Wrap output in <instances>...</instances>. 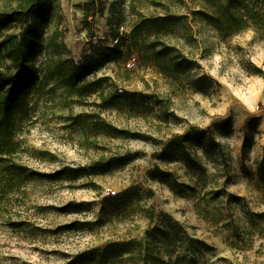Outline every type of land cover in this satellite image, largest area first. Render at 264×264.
<instances>
[{
  "label": "rangeland",
  "instance_id": "374dc122",
  "mask_svg": "<svg viewBox=\"0 0 264 264\" xmlns=\"http://www.w3.org/2000/svg\"><path fill=\"white\" fill-rule=\"evenodd\" d=\"M45 1L36 74L14 117L16 161L67 176L28 180L0 195V264H68L89 253L94 260L86 264H143L135 255L106 261L100 252L143 241L155 226L167 234L158 264H264V218L257 215L264 213V27L191 16L203 0H92L99 12L86 21L87 0ZM11 5L0 0V11ZM169 15L188 19L159 31L145 23ZM154 39L194 64L178 77L161 72L147 60ZM96 42L113 56L95 62L72 89L69 62ZM122 91L142 97L101 108V93ZM99 122L142 137L109 135ZM196 130H206L215 147ZM186 155L203 169L188 167ZM97 161L109 165L87 175ZM154 167L175 174L184 192L152 178ZM188 239L207 246L190 263Z\"/></svg>",
  "mask_w": 264,
  "mask_h": 264
},
{
  "label": "trees",
  "instance_id": "16d2710c",
  "mask_svg": "<svg viewBox=\"0 0 264 264\" xmlns=\"http://www.w3.org/2000/svg\"><path fill=\"white\" fill-rule=\"evenodd\" d=\"M12 5L9 10L0 11V176L2 177V189L0 195H7L8 192L14 193L20 189L28 180L32 179H59L67 176L66 169L58 170L54 173H39L31 170L16 161V155L19 150V144L14 139V117L22 108L32 86V80L36 74L34 60L40 52V36L44 25L48 23V15H45L47 3L45 0H10ZM202 6L196 10H191L193 17L204 16L208 22L214 23L215 15L217 20L225 22L228 27L236 26L241 29L246 25L253 23L264 27V0H203ZM85 21L93 18L99 12L92 0L85 3ZM187 20V16L169 15L150 20L149 23L157 31L166 23H180L181 20ZM18 26L17 34L11 33V30ZM90 25H87V30ZM21 27V28H20ZM113 37L117 39V35ZM118 42V40H117ZM107 45L96 42L91 45L90 52H85L82 58L74 63L69 62L67 73H65L68 85L72 89H79L80 82L85 79L93 70L95 62L109 59L113 56ZM147 60L161 68V72L169 75L184 73L194 64L193 61L181 54L178 49L172 45L157 42L155 39L147 45ZM178 77V75H177ZM80 86V87H79ZM142 97L140 93L122 91L113 95L100 94V106L107 109L117 107L123 103L126 106H132L134 100ZM133 98V101H132ZM99 128L106 131L109 135H118L126 138H140L141 135L130 133L128 131L118 130L110 125L98 123ZM193 135L205 138L206 147L214 148V138L206 130H196ZM161 150L160 154L165 152ZM126 161L129 157H126ZM185 160L191 162L188 167L202 170L201 164L197 159L189 160L186 155ZM109 163L106 161H97L85 168L87 175H95L100 170L107 168ZM152 178L167 185L174 194H181L187 185L178 181L175 174L170 171H163L154 167L149 171ZM201 178V176L199 175ZM7 189V192H6ZM215 198V191L211 193ZM66 210V209H64ZM264 218V213L257 214ZM173 225V224H172ZM17 226V225H15ZM73 224L61 227V230L69 229ZM167 234L162 227H153L145 231L143 241L129 240L120 243H112L105 247L100 253H105L106 261H122L125 256L135 255L137 260L143 264H158L162 262L161 252L164 245V238ZM190 249L188 252L193 257H188L190 263L194 258L196 251L207 246L192 239H188ZM164 250V249H163ZM165 250H168L167 248ZM94 254L87 256H75L68 264H86L94 260ZM100 258V257H99Z\"/></svg>",
  "mask_w": 264,
  "mask_h": 264
}]
</instances>
